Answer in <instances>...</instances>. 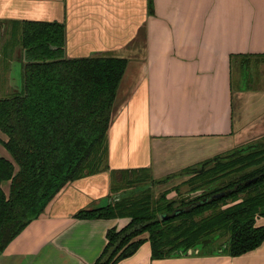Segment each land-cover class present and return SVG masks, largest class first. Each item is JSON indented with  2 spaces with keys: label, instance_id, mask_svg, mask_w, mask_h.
Wrapping results in <instances>:
<instances>
[{
  "label": "crops",
  "instance_id": "1",
  "mask_svg": "<svg viewBox=\"0 0 264 264\" xmlns=\"http://www.w3.org/2000/svg\"><path fill=\"white\" fill-rule=\"evenodd\" d=\"M149 2L0 0V22L60 23L67 57L127 59L107 129L108 169L63 186L4 247L0 264H92L107 229L129 218L74 213L112 195V170L143 167L161 178L264 136V86L234 85L232 62L264 53V0ZM114 264H264V241L236 256L153 258L145 239Z\"/></svg>",
  "mask_w": 264,
  "mask_h": 264
},
{
  "label": "trees",
  "instance_id": "2",
  "mask_svg": "<svg viewBox=\"0 0 264 264\" xmlns=\"http://www.w3.org/2000/svg\"><path fill=\"white\" fill-rule=\"evenodd\" d=\"M149 5L152 9V0ZM9 23L0 59L8 63L19 46L23 60L19 89L0 96V131L6 135L0 142L13 158L0 155V253L68 182L108 169L107 129L127 64L120 56H65L60 23ZM259 61L264 62V53L234 54L237 79L244 84L252 80V65ZM0 86L5 89L1 79ZM184 174L189 175L185 182L192 184L189 192L204 191L186 201L166 199L165 191L153 198L154 184ZM125 175L128 184L116 189ZM110 191L118 193V199L74 213L79 218L129 216L122 228L107 229V243L92 264H114L145 239L153 258L187 255L190 248L198 255L246 253L264 241V224L256 223L264 216V136L161 178L143 167L112 170ZM180 207L185 210L158 218ZM143 221L149 222L126 235L109 260L100 262L126 228ZM142 232L148 235L136 238Z\"/></svg>",
  "mask_w": 264,
  "mask_h": 264
},
{
  "label": "rangeland",
  "instance_id": "3",
  "mask_svg": "<svg viewBox=\"0 0 264 264\" xmlns=\"http://www.w3.org/2000/svg\"><path fill=\"white\" fill-rule=\"evenodd\" d=\"M1 24L3 25V29L5 31L4 34H0V44H2L5 39H7L9 37V32H10V23L8 22L7 24L5 23V21H1ZM8 25V26H7ZM18 49V48H17ZM16 51V46L13 50V52ZM13 54V53H12ZM11 58V57H10ZM253 75H252V80H250V85L251 86H264V62L262 61H259L258 63L256 64H253ZM9 68V64L5 61V60H1L0 61V76L3 77L4 73L7 71V69ZM5 77V76H4ZM238 78V73L236 72V70L234 69V75H233V80H234V85L235 83H239V80L237 79ZM255 78V80H254ZM11 81L13 84H16V81L15 79H13L11 77ZM3 81V80H2ZM20 84V82H19ZM16 86V85H15ZM0 96H2L4 93H2L3 91H0ZM1 139H6V136L4 134L1 133L0 131V140ZM0 154L1 155H6L7 158H9L10 160L13 161V158L11 156V154L6 150V148L1 145L0 143ZM126 176V175H125ZM131 176H133V174H131ZM128 175L126 176V181L124 182H121L120 184H116L115 186H117L116 189H119V188H125L126 184H128V179H127ZM189 177L187 176H177L175 178H170L168 181H166L165 183H159V184H154L150 191L153 193V198H157V196L160 194V192H163L165 191L166 192V199H170V198H178V196L184 194V193H187L189 192V188L190 186H192V184H190L189 182H185ZM180 185V187H178L177 189H175V185ZM120 185V186H119ZM5 190H6V187L4 186ZM232 203L230 200H229V204ZM177 205V204H176ZM127 218H129V216H125ZM264 216H258L257 217V220H256V223L261 220ZM258 224V223H257ZM126 225V224H125ZM124 225V226H125ZM148 235L147 232H142L140 233L139 235L136 236V238L138 237H146ZM222 241V240H220Z\"/></svg>",
  "mask_w": 264,
  "mask_h": 264
},
{
  "label": "water",
  "instance_id": "4",
  "mask_svg": "<svg viewBox=\"0 0 264 264\" xmlns=\"http://www.w3.org/2000/svg\"><path fill=\"white\" fill-rule=\"evenodd\" d=\"M178 176H187V177H189V175H186V174H184V175H178ZM175 177H177V176L172 177V179L175 178ZM256 179H257V177H254V178L250 179L247 182H252V181H254ZM203 191H204V189H198L196 191H191V192L184 193V194L178 196V200H180V201L189 200V199L194 198L195 196L201 194ZM222 194H223V192L216 193V194H214V197H218V196H220ZM114 199H118V193H114L111 196H106L103 199L98 200V201H96V202H94V203H92V204H90V205H88V206H86L84 208L85 209H93V208L103 207V206H106L108 203H110ZM206 200H208V199H206ZM184 210H185V208L180 207V208H176L172 213H169V214H167V213H159L158 218L160 220H164V219H167L170 216H174L177 213H180V212H182ZM148 222L149 221L138 222V223H135V224L129 226L128 228H126L116 238V240L107 248V250L105 251V253L101 256L100 262H106V261H108L109 258L111 257V255L113 254V252L116 250V248L120 244L121 240L126 235H129L130 233L134 232L135 230L139 229L140 227L145 226ZM195 252H196V250H194L193 248H190L188 250L187 254H194Z\"/></svg>",
  "mask_w": 264,
  "mask_h": 264
},
{
  "label": "flooded vegetation",
  "instance_id": "5",
  "mask_svg": "<svg viewBox=\"0 0 264 264\" xmlns=\"http://www.w3.org/2000/svg\"><path fill=\"white\" fill-rule=\"evenodd\" d=\"M4 33H5V31L3 29V25L0 22V34H4ZM0 48H1V44H0ZM22 54H23V51L21 50V48H19V46H16V51H14L12 57L9 58V62H8L9 68L4 73L3 77L0 76V79L3 80V82L5 83V89H2L1 86H0V91H3L2 93H4L5 91L8 92V91H14V90L19 89V85H20L19 84V82H20V67H21V62L23 60L22 59L23 58ZM1 55H2V53L0 51V56ZM0 61H1V59H0ZM11 77L13 79L17 80L16 84L12 83ZM1 133L4 134L3 132H1ZM1 140H6V139H1ZM1 145H2V143H1Z\"/></svg>",
  "mask_w": 264,
  "mask_h": 264
}]
</instances>
